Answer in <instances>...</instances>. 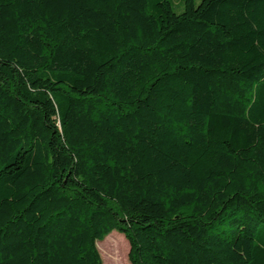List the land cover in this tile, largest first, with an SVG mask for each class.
<instances>
[{"label":"trees","instance_id":"16d2710c","mask_svg":"<svg viewBox=\"0 0 264 264\" xmlns=\"http://www.w3.org/2000/svg\"><path fill=\"white\" fill-rule=\"evenodd\" d=\"M113 231L264 264V0H0V264H103Z\"/></svg>","mask_w":264,"mask_h":264},{"label":"rangeland","instance_id":"374dc122","mask_svg":"<svg viewBox=\"0 0 264 264\" xmlns=\"http://www.w3.org/2000/svg\"><path fill=\"white\" fill-rule=\"evenodd\" d=\"M176 13L181 7L174 8ZM118 240V241H116ZM97 249L103 264H130L128 260L129 244L123 234L118 231L111 232L102 241L97 243Z\"/></svg>","mask_w":264,"mask_h":264}]
</instances>
